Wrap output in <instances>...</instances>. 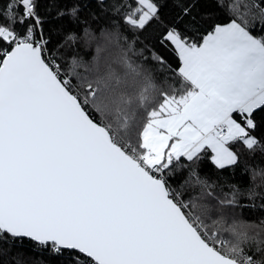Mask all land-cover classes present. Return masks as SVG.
<instances>
[{"label": "snow or ice", "instance_id": "obj_1", "mask_svg": "<svg viewBox=\"0 0 264 264\" xmlns=\"http://www.w3.org/2000/svg\"><path fill=\"white\" fill-rule=\"evenodd\" d=\"M257 177L264 0H0V264H264Z\"/></svg>", "mask_w": 264, "mask_h": 264}, {"label": "trees", "instance_id": "obj_2", "mask_svg": "<svg viewBox=\"0 0 264 264\" xmlns=\"http://www.w3.org/2000/svg\"><path fill=\"white\" fill-rule=\"evenodd\" d=\"M158 35V33L156 34ZM146 43H150V46L162 57H164L166 60L169 61V63H172L173 66H175L176 62V57L175 54L171 51L170 47L165 48L164 46L160 45L157 43L155 36H153L152 40L146 41ZM148 53H146L147 55ZM83 58L85 60H90L94 55H95V50L94 49H87L82 53ZM202 170L206 173L209 174H215L216 176L223 177L225 178L228 183L236 184L238 187H240L242 190L249 187L250 185V179H249V174L245 173L243 171V166L240 168L236 169H226L220 172H217L214 168V166L211 164L210 160H205L203 165H202ZM256 183L261 184V188H258L257 191L264 190V184L261 183V178L257 177ZM227 190V188H225ZM243 203L247 204L248 201L245 199ZM261 203V201L257 200V204ZM244 215L247 218L250 219H256L258 216L264 215V213L259 212L256 209L244 210ZM32 255L31 252H25V257H18L20 259H24L27 256ZM4 261L6 264H12V257L11 256H4L3 257Z\"/></svg>", "mask_w": 264, "mask_h": 264}]
</instances>
